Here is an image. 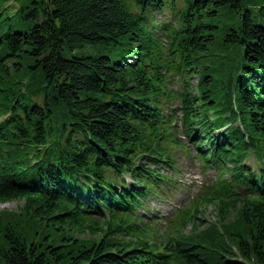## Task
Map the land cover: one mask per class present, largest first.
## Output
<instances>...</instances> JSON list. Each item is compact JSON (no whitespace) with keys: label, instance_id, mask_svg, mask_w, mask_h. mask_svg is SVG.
<instances>
[{"label":"trees","instance_id":"16d2710c","mask_svg":"<svg viewBox=\"0 0 264 264\" xmlns=\"http://www.w3.org/2000/svg\"><path fill=\"white\" fill-rule=\"evenodd\" d=\"M19 1L0 0V203L23 204L0 264H264V0ZM179 145L218 177L156 244L139 214L178 185Z\"/></svg>","mask_w":264,"mask_h":264},{"label":"rangeland","instance_id":"374dc122","mask_svg":"<svg viewBox=\"0 0 264 264\" xmlns=\"http://www.w3.org/2000/svg\"><path fill=\"white\" fill-rule=\"evenodd\" d=\"M22 2L24 1H19L20 4H22ZM9 3L14 4L12 1ZM7 5L8 4H6L5 6ZM15 7L17 6L15 5ZM66 56H68V54ZM196 82L197 78H194L192 81V85L194 86ZM172 87L178 89L180 86L178 84H175ZM174 107H178V105L175 104ZM175 124L177 128H174L173 132L171 133L172 135H175L182 124L180 114ZM178 138L186 143V145L190 146V143L187 141L186 137L183 134L179 133ZM171 153L176 160L179 174H175L171 170L167 173L176 177L178 185H176L175 187H171V190L166 193L163 192L162 197H153L148 202V205L150 207V212L148 213V215L145 214L143 210L140 211V216L143 217L146 222L153 220L155 213L158 212V218L155 219V221H150V226L154 229V231H156V234L151 235L150 239H154L153 242L156 244L168 240V236L166 234L175 236V238H177L180 231L185 235H188L193 231L194 223L191 222L182 230L173 232V230L170 229L171 226L169 225L168 221L163 218L166 217L174 219L177 215V211L181 208L182 210L191 208V201H193L194 198L201 192L202 187L211 185L218 176V169L203 168V165L200 163L199 159L196 157L195 151L193 150L186 152L183 147L179 145L176 149L171 150ZM248 162L255 165L251 157L248 158ZM228 177L229 174L227 173V175H225V178ZM22 205L23 204L18 201L0 203V215L2 214L3 216L2 218L0 217V226L4 225L7 221H9V219H12V216L7 213H13V211L18 212L21 209ZM217 213V207L214 204L205 205L200 210L199 222L201 223L205 221V226H203L202 229L207 227L209 224L218 223L219 216ZM236 215L237 214L233 212V215H231L229 219H235V217H237ZM34 228H36L35 225L31 223L29 227L24 228L25 233L28 234V232H30L31 234H33L35 232ZM88 236L90 235L87 234V236L85 237ZM126 239L128 238L126 237ZM204 258L208 259L206 256ZM170 264L186 263H184L181 259L175 257L171 260Z\"/></svg>","mask_w":264,"mask_h":264}]
</instances>
